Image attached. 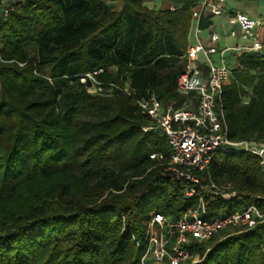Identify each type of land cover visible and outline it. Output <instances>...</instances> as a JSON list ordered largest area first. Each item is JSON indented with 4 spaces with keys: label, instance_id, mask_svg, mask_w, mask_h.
Wrapping results in <instances>:
<instances>
[{
    "label": "trees",
    "instance_id": "16d2710c",
    "mask_svg": "<svg viewBox=\"0 0 264 264\" xmlns=\"http://www.w3.org/2000/svg\"><path fill=\"white\" fill-rule=\"evenodd\" d=\"M147 1L124 0L121 10L106 0L8 2L0 17V264H141L144 221L154 212L175 220L197 206L165 170L171 147L161 131L144 132L153 122L137 98L189 101L178 78L201 0H169L167 9ZM204 14L200 29L211 25ZM231 67L222 95L229 137L264 141V54H235ZM205 174L237 193L225 201L199 188L207 217L264 210L258 155L216 151ZM190 249L200 254L195 264H264V221Z\"/></svg>",
    "mask_w": 264,
    "mask_h": 264
},
{
    "label": "built area",
    "instance_id": "2783aa9c",
    "mask_svg": "<svg viewBox=\"0 0 264 264\" xmlns=\"http://www.w3.org/2000/svg\"><path fill=\"white\" fill-rule=\"evenodd\" d=\"M9 1H2L0 17L9 13ZM206 9H210L211 15H221L226 10V0H201L192 10V21L199 24ZM230 22L248 41L237 48V54L245 51L264 54V17L237 12L230 17ZM231 35H236V31ZM210 39L217 42L220 35L212 32ZM229 50L216 45L205 46L201 42L189 44L185 54L186 70L178 78V91L190 99L181 107L165 105L155 94L137 98L140 111L153 122L143 127L144 132L161 131L171 147L172 155L165 170L185 188L187 199L198 196L197 206L175 220L154 212L144 221L146 231L141 264H194L196 253L190 249L192 244L206 242L233 227L253 228L264 221V210L254 205L229 215L207 217L209 202L199 191V188L209 191L225 201L237 197L230 182L218 184L205 174L216 151L251 152L261 158L264 167V141L229 137L222 105L224 85L232 77ZM85 80L83 77L82 81ZM93 87L96 91L97 86ZM125 91L130 95L133 92L129 87ZM150 157L165 160L163 153L158 151L152 152Z\"/></svg>",
    "mask_w": 264,
    "mask_h": 264
},
{
    "label": "crops",
    "instance_id": "0c3cea01",
    "mask_svg": "<svg viewBox=\"0 0 264 264\" xmlns=\"http://www.w3.org/2000/svg\"><path fill=\"white\" fill-rule=\"evenodd\" d=\"M109 5L115 10H121L124 0L111 1ZM145 5L155 9L174 7V4L169 0H150L145 2ZM237 12H244L253 17H264V0H226V10L221 15H211L210 9H206L204 15L211 17V25L208 28L200 29L199 24L193 22L188 37L189 44L194 45L201 42L205 46L216 45L220 49L230 48L228 59L232 64L234 55L237 54V48L248 44V41L242 38L239 28L230 22V17ZM232 31H236V35H231ZM212 32L220 35L219 41H211L210 34Z\"/></svg>",
    "mask_w": 264,
    "mask_h": 264
},
{
    "label": "rangeland",
    "instance_id": "374dc122",
    "mask_svg": "<svg viewBox=\"0 0 264 264\" xmlns=\"http://www.w3.org/2000/svg\"><path fill=\"white\" fill-rule=\"evenodd\" d=\"M11 1H13V0H11ZM14 1H19V0H14ZM106 2H107V3H110L111 0H106ZM232 63H233V62H232ZM111 71H115V68H111ZM90 91H91V92H95V87H92V88L90 89ZM200 260H201V259H200V254H199V253H196L195 258H194V264L197 263V262H199Z\"/></svg>",
    "mask_w": 264,
    "mask_h": 264
},
{
    "label": "water",
    "instance_id": "95a60500",
    "mask_svg": "<svg viewBox=\"0 0 264 264\" xmlns=\"http://www.w3.org/2000/svg\"><path fill=\"white\" fill-rule=\"evenodd\" d=\"M0 236H1V234H0Z\"/></svg>",
    "mask_w": 264,
    "mask_h": 264
}]
</instances>
